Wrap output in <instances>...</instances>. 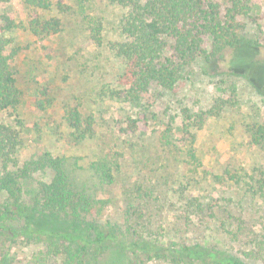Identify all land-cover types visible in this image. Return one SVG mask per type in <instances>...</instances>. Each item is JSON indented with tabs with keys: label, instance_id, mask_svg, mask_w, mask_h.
Returning <instances> with one entry per match:
<instances>
[{
	"label": "rangeland",
	"instance_id": "obj_1",
	"mask_svg": "<svg viewBox=\"0 0 264 264\" xmlns=\"http://www.w3.org/2000/svg\"><path fill=\"white\" fill-rule=\"evenodd\" d=\"M61 1L66 4L63 10L56 6L43 13L62 18L57 34L40 40L22 27L14 33L23 46L17 65L24 96L18 110L5 112L3 119L15 124L20 118L24 123L21 161L39 160L46 154L63 159L76 180L88 184L91 197L107 200L96 214L101 222L108 219L120 227L124 242L147 239L173 251L165 258L132 247L109 246L114 250L113 264H190L177 259L178 254L184 243L196 242L246 258L252 242L264 239V188L252 179L264 168V146L253 144L250 132L253 123L264 121V0H257L241 33L242 41L258 48L241 44L220 51L206 63H195L175 90L161 89L148 109L143 103L111 97L123 63L110 43L122 39L119 24L127 7L121 0ZM9 7L26 26L30 11L24 0H10ZM92 28L100 31V42L93 39ZM232 69L241 74H230ZM40 85L48 86L45 110L35 105ZM219 97L229 101L220 115L200 129L193 128L194 148L203 162L195 171L186 163L184 134L178 126L186 113L206 110ZM76 105L94 116L96 133L91 139H72L65 114ZM130 118L138 119L137 127L126 132ZM100 161L111 166V181L104 182L94 173L93 165ZM229 175H235V180H229ZM50 177L36 171L25 182L22 199L29 211L40 183ZM189 177L199 181L197 187H190V194L204 203L220 204L218 214H232V228L243 227L240 240L231 239L207 218L191 222L183 218L178 198ZM24 217L4 219L18 235L0 237V264H64V256L47 255L43 238L23 233ZM40 217V226L69 227L62 218Z\"/></svg>",
	"mask_w": 264,
	"mask_h": 264
},
{
	"label": "trees",
	"instance_id": "obj_2",
	"mask_svg": "<svg viewBox=\"0 0 264 264\" xmlns=\"http://www.w3.org/2000/svg\"><path fill=\"white\" fill-rule=\"evenodd\" d=\"M256 2L121 0L127 7L119 24L122 39L112 41L110 46L122 61L123 68L118 75V86L111 90V97L131 104L143 103L144 108L148 109L156 101L161 89L175 90L195 63H206L220 51L241 44L246 48H258L251 41H242L245 38L241 34L245 28L244 19L254 12L258 5ZM9 4L10 0H0V237L6 233L16 237L18 232L4 219L24 215L26 228L23 233L43 238L47 255L64 256V264H113L114 250L110 247L115 245L168 258L173 254L168 246L147 239L127 244L122 239L125 232L120 227L108 219L101 222L96 212L101 213L107 200L91 197L88 184L79 183L75 174L65 168L63 159L46 154L39 160L21 161L19 150L23 143L24 123L20 118L15 120V124L3 119L5 112L18 110L24 96L19 86L17 65L23 46L15 41L14 33L22 27L40 40L57 34L62 29V18L43 13L56 6L63 10L66 4L61 0H24L30 11L26 26L17 20ZM91 30L93 39L100 42V31ZM229 73L241 74L233 69ZM48 94V86L40 85L35 95L38 96L35 105L40 110L46 109ZM228 102L219 97L206 110L186 113L184 123L178 126L184 134L182 145H185L186 163L194 166L195 171L203 162L194 148L197 135L193 128L200 129L210 118L219 116ZM65 118L74 141L88 140L95 135L94 116L83 112L79 106L68 107ZM137 122L138 119L130 118L129 126L124 131L133 132ZM250 132L252 143L264 146V121L253 123ZM93 168L97 178L104 182L114 177L111 166L106 162L100 161ZM36 171L49 173L51 177L49 181L40 183L31 205L32 211H29L22 197L25 182ZM259 172L252 179L259 189H263L264 168ZM234 176L229 175L228 179L233 181ZM198 183L194 177L185 181L186 187L178 198L183 218L188 222L207 218L223 229L225 235L240 240L243 227L237 230L232 228V214L221 217L218 214L220 204L204 203L198 196L188 192L190 187H197ZM33 211L38 213L34 215ZM41 214L62 218L69 222V227L40 226L37 221L41 219ZM252 243L245 251L246 258L217 246L210 247L200 242L184 243L177 259L190 261V264L195 261L197 264H264V239Z\"/></svg>",
	"mask_w": 264,
	"mask_h": 264
}]
</instances>
